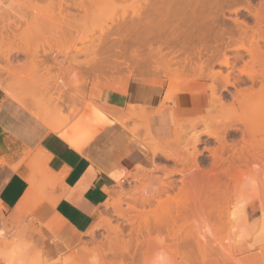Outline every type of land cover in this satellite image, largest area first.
<instances>
[{"label": "rangeland", "instance_id": "1", "mask_svg": "<svg viewBox=\"0 0 264 264\" xmlns=\"http://www.w3.org/2000/svg\"><path fill=\"white\" fill-rule=\"evenodd\" d=\"M2 1L4 2L5 0ZM13 1L15 3L14 11L24 13L27 19H25V23L20 25V29L15 31L16 33L14 32V35L7 36L9 37L8 40H5L4 34L0 37V83L4 82L6 85H14L15 83H27L29 80L30 83H41L40 85L43 87L40 95H36L38 96L36 98L35 92L37 90L33 92L34 95L32 94L38 101H42L41 103H38L34 97H32L33 99L31 98L30 92H32V89L22 88L25 90L23 91L19 88L21 93H19L18 89H15V94L26 101V107L28 106L27 109L30 113L35 110L36 105H41L52 115L53 121H51L53 123L60 122L61 126L64 125L66 127L74 123H91L95 116H100V113L101 115L106 113L122 114L123 112L115 107L107 106L108 104H105L103 96L104 93L108 92L124 93L130 81H134L135 86L139 87L138 95L140 98L149 103L155 100L157 91V87L153 86L151 82L152 80L154 84H164L169 95L173 93L172 96L167 94L169 99L171 97V100H166L172 106L175 105L172 97L178 95L188 98L183 106L187 109L184 111L185 115L177 118L179 122L183 120L181 123L183 131H179L182 133L179 134V141L176 142L174 137V130L176 125H178L177 123H179L176 119L171 137L161 140V144H164L163 150L165 152L157 153L152 159V168L150 170L153 171L154 169L155 177L160 178L163 171L175 168V161L168 155L172 151L175 153L179 152L180 150L178 149L184 147L182 141L183 143L184 141L186 142L192 133H201L208 125V128H213V124L214 126L215 123L218 124L217 122L219 120L222 121L224 116L235 120L239 117L242 120L240 116L243 114L245 120L248 122L253 120L251 125H254L256 123L254 121L255 115L257 116V112H260L259 110L262 111L264 109V92L261 91L260 86V88L257 85L253 86L250 92L242 96L250 98H243L246 102L249 99L248 102L250 103L247 102L246 105L249 104L250 108L255 107L256 100L263 99V103H260L262 101L256 103L254 110L257 111H251L248 106L249 109H246L247 107L245 109L242 108V111L238 110L236 114L230 110L237 108V104L244 100L239 97V101L233 103L229 93L234 92L233 89L227 88V91L221 89L224 84L222 83V78L226 76L233 80L236 77H256L257 75L259 77L260 71L264 73L261 65L258 66L256 62H254L255 64L248 63L250 58L247 51H240L244 60L232 65L234 66L233 70L231 67L220 69L216 62L222 61L223 57H215L216 59L211 62L214 65L213 68L210 69V66L205 68L203 73L201 71L202 77H200L195 72L197 70L195 64H199V60L196 59L195 62L193 60L195 58H193L190 61L191 63L188 62L185 65L184 61H182L185 55H181V52L172 55V48L168 47L171 43L167 46L170 50L162 45L165 39H169L173 30H176V32L183 31L184 38L188 37L190 32H193L202 41L204 39L209 42V45L215 46L214 44L216 43L217 45L222 44V41L226 43L228 36L225 32L228 30L232 40H237L236 45L240 44L239 41H241L247 46V50L252 51L253 49L254 51V47H250L247 41L257 39L259 27L264 29V21L260 26L255 24L254 19L245 10L247 7L245 0H236V2L232 0L235 3L231 1V4L220 7L201 3L198 6L193 5L187 8L171 7L168 9L165 7L160 8L159 6L147 8L143 2L144 0H72L74 5L70 3V0L69 3H67L68 0H65V4H70L69 10L66 8H64L65 11L63 10L64 13L66 12L65 15H63V12V14L58 12L57 6H53L56 5L55 3L58 0ZM50 4L53 6L52 8ZM251 6L256 9L259 8L260 12L264 13V7L258 3V0H253ZM81 7L82 9H79ZM55 8L57 11H55ZM37 12L39 17L42 16L36 21L33 16H37ZM47 12H51V15L47 14L49 18H47ZM234 12H236V15L233 14ZM70 14L72 23L68 24V22H65L68 20L65 19L64 24L61 20L64 17L68 18ZM158 14H160L159 18H164L166 23H171L173 29L166 27L161 31L159 27L155 28V25H149L148 22L153 21L154 17L157 19ZM57 16H59L58 19H56ZM41 18L44 19L41 20ZM70 18H68L69 21ZM50 20L51 23L49 22ZM56 20L57 24L58 20H60L63 25L59 23L64 29L55 26ZM191 22L194 25H191ZM13 23L11 21L8 25L11 26ZM184 25L185 28L183 27ZM65 26H68L67 28L69 29H65ZM218 34H221L222 38L218 37ZM3 37L4 40H2ZM160 42H162L161 45L163 47L158 52L156 48L160 45ZM225 43L221 45V51L226 47ZM262 45V42H260V46ZM229 48L231 51L227 52V56L231 57L235 47L231 44ZM262 49L264 50V47H261V53L257 54L262 56L264 54ZM11 54H15V57L11 56L12 70L7 72L9 74H3L5 72L2 69L6 66V59ZM99 60H102V62ZM171 61L175 62V64L171 63ZM95 62L99 65H96ZM31 63L36 65L38 63L40 69L36 71L33 68L35 71H30L32 70L30 69ZM192 64L196 69L194 70L193 68L194 71L189 69ZM103 65L106 68H103ZM131 67H134V69L132 70ZM210 71L217 74L216 80L212 79L214 74ZM240 71L243 72L240 73ZM206 74L210 78L205 76ZM24 78L27 80L25 81ZM146 84H151L152 86H147ZM122 86L124 87L123 89ZM249 86L239 89L244 91ZM262 87L263 90L264 85ZM211 89L215 91L213 92L214 95H212ZM262 94L263 97L258 98ZM252 95H255L253 97L255 100ZM0 97L8 98L1 89ZM128 108L130 110L127 109L125 112L129 115L135 111L133 109L139 112L137 107L130 106ZM110 109L114 113H111ZM139 109L142 110L143 108ZM245 110L252 113L246 112V115L245 112L243 113ZM94 112L99 114L94 116ZM239 112L240 116H238ZM144 113L146 117H141L144 118L143 121L137 119L138 117L135 115L137 113H133L134 120L129 121L130 124L125 122L121 125L138 141L147 140L146 128L150 129L155 138L159 135L150 128V113L145 111ZM140 114L141 111L139 112ZM262 115L264 114L262 113ZM135 116L137 117L136 119ZM210 116L211 118L213 117V120L209 119ZM248 116L252 120L248 119ZM145 118L148 120L145 121ZM200 118L203 119L201 120ZM184 123L185 125H183ZM192 124L193 126L197 125L192 127ZM186 125L188 128H185ZM164 135L166 136V134ZM229 138L228 141H235L234 139L238 137L232 136ZM206 139L204 138L203 140ZM255 139H252L251 142L255 147H259L261 140L264 138L259 137L256 141ZM209 144L214 148V143ZM176 145L182 147L179 148ZM203 148V145L199 146L200 150H203ZM204 157L207 159L206 152H204ZM207 163L202 164L204 175L194 185V194L196 193L197 195L195 207L197 212L200 213V218L198 221L196 220V225V222L194 225L192 224L194 220L189 218V215L172 220L171 218H165L163 211L157 215L156 213L159 212L157 211L155 212L157 216L152 214L154 218L152 216L149 219L150 234L146 232L143 228V223L140 222L139 227L134 225L133 228L123 229L121 236L118 238H113L114 236H112L104 223L106 219L112 217L113 211L103 205L98 209L96 220L90 228L91 231H94L92 238L88 234H74L66 230L65 226L51 214L52 208L48 206V202L54 200L53 191L51 187H48V182L44 180V172L38 171L36 172L37 175H35L36 181L31 193L34 197L32 205H26L25 209L15 217L14 222L5 223L13 214L14 209L3 210L0 206V264H264V218L262 220L259 217L260 209L257 201L254 203L253 212H250V218L247 222L249 233L247 240L235 239V229L227 237L222 234L216 238V234L207 233V226L219 228L222 226V220L215 209H218L221 201L223 202L226 193L236 186L234 180L232 182L225 179L219 170L209 172L210 167L207 166ZM235 171L238 173L235 179L239 183L247 181L252 186V192H258L260 195L263 193L258 177H262L264 182V161L262 165L255 167L245 168L239 166ZM135 172L133 170L124 182L111 189L124 192L134 190L138 186L133 177ZM39 179L43 182H39ZM224 190H227V192H224ZM173 194L170 196L172 198L175 197V199L172 202L168 201L171 205L167 204L174 212L177 201L185 198L189 200L190 197L185 190L177 197L175 195L176 192ZM43 205L47 206L45 216L44 218H39L38 211ZM167 208L169 209V207ZM233 209L238 210L235 206ZM233 209L230 208V210ZM154 221H158L157 224ZM195 226L197 229L194 228ZM212 227H209V229H214L215 233H217V229ZM201 230L203 234L206 233L203 240L204 244L197 240V233H201ZM226 243L231 245L232 249L230 251H227L226 247H222ZM222 252H231V259L228 260L227 256H221ZM121 260H124V262H120Z\"/></svg>", "mask_w": 264, "mask_h": 264}, {"label": "bare ground", "instance_id": "2", "mask_svg": "<svg viewBox=\"0 0 264 264\" xmlns=\"http://www.w3.org/2000/svg\"><path fill=\"white\" fill-rule=\"evenodd\" d=\"M64 1L65 0H58L55 3L56 5H53V6H57L56 8L58 9L59 13H62V12L64 13V11H65L64 8L69 10L68 7L70 4H67V3H69V0L66 4L64 3ZM70 1H71L70 3L73 4L72 0H70ZM231 1L232 0H144L143 2L145 3V7H147V8L159 6L160 8L165 7L166 9H168L171 7L187 8V7H190L193 5L194 6L201 5V3L202 4L203 3L211 4V5H214L215 7H220L222 5H229L234 1L236 2V0H234L232 2ZM252 1L253 0H251V1L245 0V2L247 3V7L245 8V10L254 19L255 24L257 26H260L262 24V22L264 21V13H261L259 8L258 9L253 8L251 6ZM57 2H58V5H57ZM74 3H75V1H74ZM258 3L264 7V0H258ZM62 4H64L65 6ZM50 6H51V4H50ZM53 6H51V8ZM79 7H80V4H79ZM14 8H15V3L13 0H5L4 2L2 0H0V37H1V35L4 34L5 40H8L10 35H14V32L18 31L20 29V25L25 23L26 22L25 19H27V18H25L24 13L15 12ZM56 8H55V11H57ZM79 9H82V7ZM155 12H159V11H155ZM65 13L63 15H65ZM35 14H36V12H35ZM38 14L39 13L37 12V16L35 15L36 18H34L35 16H33V19L36 21L39 20V18L42 16L41 15L39 17ZM47 14L51 15V12L50 13L47 12L46 15ZM71 14L69 15L68 18H70ZM233 14L236 15V12H234ZM55 16H56V12H55ZM30 17H32V16H30ZM159 17H160V14H158L157 19H155V17H154L152 19L153 21H149L148 24L149 25H155V28L159 27V29L161 31L164 30L166 27L173 29V26L171 25V23L168 24V23H166V21H164V18L162 19ZM47 18H49V16ZM50 18H51V16H50ZM58 18H59V16H57L56 19H58ZM68 18L64 17V19H62L61 21L64 24H65V22H68V24H71L72 23L71 18H70V21ZM43 19L41 18V20H43ZM65 19L68 21H65ZM11 21H13L14 23L11 26H9L8 24ZM58 21L60 22V20H58ZM49 22L51 23V20ZM59 22L57 24V20H56L55 26L56 27L58 26L59 28H63L60 25L61 22L60 23ZM52 23L54 24V22H52ZM164 23H166V24H164ZM68 24H66V25H68ZM191 25H194V24L191 22ZM53 27H51V28L53 29ZM67 27L65 26V29ZM183 27L185 28V25ZM59 28H57V30H59ZM67 29H69V28H67ZM53 30L56 31L55 29H53ZM182 32L183 31L176 32V30H173V33L171 34L169 39H167V40L165 39L163 44H162V42H160V45L156 49L158 52H160V49L163 47L162 45L167 47L168 44L170 45V43H171V45L168 47L172 48V50H171L172 55L177 54V52L178 53L181 52V55H183V56L185 55V58L182 60V61H184L185 65L188 62L191 63L190 61L193 58H195V59H193L194 61L196 59L199 60V64H195L196 69L199 70L198 72L194 68L193 64L191 65L192 66L191 68H189V67L188 68L192 69V70L194 68V70H196L195 72L200 77H202V73L204 72L203 70L205 68H208L209 66H210V69L213 68L214 65H212L211 62H213L214 59H216L215 57H218V58L220 56L223 57L222 61L216 62L217 65L220 67V69H222V68L227 69L228 67H231V69L233 70L234 66H232V65H236L237 63H240L244 60L243 54H241V52H240L241 50L247 51L249 58H250V62H248V63L256 62V64H258V66L261 65L264 69V54L262 56L257 54V53H261V51H260L261 47H264V29L261 27H259L257 39L247 41L249 43L250 47L251 46L254 47V51L252 49L253 52L247 50V46L244 45L243 43H241V41H239L240 44L238 43V45H236L237 40H232V38H231L232 36L230 33H228V30H226V32H225V34L228 36L226 39L227 40L226 43L222 41L221 42L222 44L217 45V43H216V44H214L215 46L209 45V42L204 40V39L202 41V39L199 36H196L193 32H190V35L188 37L184 38V34ZM220 35L218 34V37L222 38V35L221 36ZM7 36H9V37H7ZM4 37H3V39L2 38L1 39L4 40ZM260 42H262V44H263L262 46H260ZM223 43H225L224 45H226V47L223 49V51H221L222 49L220 47H221V45H223ZM231 44L234 45L235 48H233L234 52H233L232 56L229 57V56H227V52L231 51V49L229 48ZM176 47H178V48H176ZM212 50H214V51H212ZM262 52L264 53L263 49H262ZM11 56L15 57V54L14 55L11 54L6 59V66L2 69V71L5 72L3 74H6L9 70H12L13 66L11 65V63H12ZM53 57H54V55H53ZM203 58H205V59H203ZM202 59H203V61H202ZM13 60H14V58H13ZM231 60H232V62H230ZM99 61L102 62V60H99ZM171 63L175 64V62H172V61H171ZM97 64L98 63H96V65ZM107 64H109V63H107ZM32 65H33V67H32ZM32 65L30 68L32 70H30V71H33L34 69L37 71L38 69H40L38 63H37L38 66L35 63H33ZM42 65H43V63H42ZM104 67L106 68V66L103 65V68ZM180 67H182V66H180ZM133 69H134V67L132 68V70ZM158 69L160 70L159 67H158ZM192 70H191V72H192ZM201 71H202V73H201ZM11 72H10V74H11ZM210 72L212 73L213 71H210ZM242 72L240 71V73H242ZM261 72L262 71H260L259 77H257L258 75L257 76L255 75L256 77H254V76H246L245 78L236 77V78H233V80L231 78H228V76H226V77L222 78L223 79L222 83H224V84L222 85L221 89H223L225 91H227V88L233 89L234 92H229L231 94L230 95L231 98L233 99V103H236V101H239V97H241L242 100L249 98V97H242V96H244V95H246V93L250 92L252 90V87L255 85H257L258 88L261 87V91L264 92V89L262 90V88H263L262 86L264 85V73H261ZM263 72H264V70H263ZM196 73H195V76H196ZM7 74H9V73H7ZM212 74H214V73H212ZM219 74H220V72H219ZM22 75H24V74H22ZM35 75H37V74H35ZM131 75H133V74H131ZM192 75L194 76L193 72H192ZM252 75H254V74H252ZM205 76H208V75L206 74ZM208 77L210 78V76H208ZM18 78H20V77H18ZM216 78H217V74L212 75L213 80H216ZM24 79H22V80H24ZM26 80L27 79H25V81ZM151 82L154 84L153 80ZM34 83L35 82L30 83V80H29V81H27V83L23 82V84H21V83L16 84L15 83L14 85L13 84L6 85L3 82L2 84L0 83V89L8 96V98L15 100L17 103H19L20 106H23L24 109L25 108L27 109L28 106L26 107V101L23 98H21L20 96H17L15 94V89H18L19 93H21L19 88H21V89L27 88L29 90L32 89L31 90L32 92H30L31 98L34 97V99H36L40 95V92H42L41 88L43 86L41 87V85H40L41 83L40 84H37V83L34 84ZM3 84H5V85H3ZM49 85L50 84L48 82V86ZM247 85L248 86L250 85V86L248 88L244 89V91L239 89L242 87L243 88L247 87ZM123 88L124 87L122 86V89ZM23 91H25V90H23ZM34 91H36L35 96L38 95V96H36V98H35V96H32ZM190 91H192V90H190ZM211 92H212V95H214L213 92H215V91L213 89H211ZM37 93H39V94H37ZM167 94L169 95V93H167V91H166V95L164 97V102L169 99ZM172 95H173V93H170L169 96H172ZM253 97H255V95L254 96L252 95V98ZM261 97H263V94L258 98H261ZM252 98H251V100H252ZM169 100H171V97ZM248 100H247V102H248ZM256 101L257 102L262 101L260 103H263V99L256 100ZM37 102L41 103L42 101L37 100ZM247 102L245 100L243 102L240 101L239 104H237L238 107L231 109L230 111H232L236 114L238 110L242 111V108L245 109V107H247L246 109H249L250 106H249V104L246 105ZM248 103H250V102H248ZM256 103H255V107L253 106L250 108V110L253 112L257 111V110L256 111L254 110L256 108ZM252 104L254 105L253 101H252ZM248 106H249V108H248ZM128 109L130 110V108H128ZM133 110L136 111V109H133ZM137 110L139 112L141 111V114H140L141 116L139 115V112H137V111L132 112V110H131V112H132V114L137 113L135 115L138 118L135 116V119L137 118L138 120L141 119V121H143L144 118H141V117L145 116V113H144L145 109L141 110V109L137 108ZM263 110L262 111L259 110L261 113L257 112L258 113V114L256 113L257 116L255 114H251V115H255L254 121L256 122L255 123L256 125L255 124L251 125V124H253L252 123L253 120L251 118H249V116H248V119H250L252 121H250V120H249L250 122L246 121L243 114H241V116H240V112H239L238 116H240L242 118V120L239 119V117H237L236 118L237 120H235L234 118L224 116V117H222L223 118L222 121L219 120V122H217L218 124L215 123V126L213 124V128H208L209 125L207 124L208 126H206V129L204 128V130L201 133H192L190 135V137L187 138L188 142L184 141V143H185L184 144L182 141V144L184 145V147L176 145L179 148L182 147V149L181 148L178 149V150H180L179 152L175 153L174 151H172L171 153H169L168 156L171 157L173 161H175L176 166H175V168L173 167V169L170 168L172 171L170 169H168L169 171L168 170L163 171L160 178L155 177L156 174L154 175V172H153L154 169H153V171H151L150 169L152 168L153 157L155 155H157V153L161 154V152L162 153L165 152V150H163L164 144L162 145L161 144L162 141L161 140L159 141L158 139H156L150 133V130L148 128H146L145 131H146L147 140H145V139L142 141L137 140L139 145L142 147V149L147 154L146 160L141 165H139L138 167H136L134 169V171H136V172L134 173L133 177L136 180V183H138V186L135 187L134 190L129 191V192H124L122 190L116 191V190H112V189H108L105 191L107 198H106V201L104 202L103 206H106L107 209L111 208V210L113 211L112 212L113 215L109 219H106L104 221V223L108 227V229L110 230L109 232L112 234V236H114L113 238L120 237L122 232H123V229L133 228L134 225H137V227H139L141 224L140 222L143 223V228L146 230V232L148 234H150L151 232L149 230V226H150L149 219L153 216L152 214H154V216H157L161 211H163L165 218H167V219L171 218L172 220H175L177 218H182V216L184 217L185 215H187V216L189 215L188 217L192 218L194 220V222H192V224L194 225L196 220L198 221V219L200 218V213L197 212L196 207H195V199L197 198V195H196V193L194 194V185H196L204 175L202 164H205L206 162H208L207 166L210 167L209 172H214L215 170H219L225 179L232 181V182L234 180L236 182V186H234L233 189H230L229 192H227V190H224V192H227L226 197L223 199V202L221 201L222 203L220 202L221 205L219 204L218 209H215L216 213L219 215V217L222 220V223H223L222 226L220 228L214 227V226L213 227L209 226V227L217 229L216 230L217 233H215L214 229L210 230L208 226L206 227V231L209 234H210V232L213 233V235L216 234V238H218L222 234L227 237V235L234 232V229H235L236 230V234H234L235 239L247 240L249 237L247 222L249 221V218H250V212H253L252 208L254 207L255 201H257L259 203V205H258L259 209H260L259 217L262 220L264 218V182L262 180V177H258V182L262 186V192L263 193L261 195L258 192H252V190H251L252 186H250L247 181H244L245 183H239L235 179V177L238 175L237 171H235V170L238 169L239 166H243L245 168H248L250 166L255 167V166H259V165L263 164V161H264V139L261 140L259 147L258 146L255 147L253 145V143L251 142V140L255 139V138L256 139L259 137L264 138V115H262V113L264 114ZM251 111L245 110V111H243V113L245 112V114H246V112H251ZM105 112H107V111H105ZM110 112L114 113V111L112 112V110ZM121 112H123V111L121 110ZM121 112H119V113H121ZM31 113L37 119H39L41 122L45 123L53 133L61 136L70 145H72L75 148L80 146L91 135H93V133L96 132L97 129L104 126L105 124H108L110 122H117V123L123 125L125 122L129 123V121L134 120L133 119L134 114L129 115V114H127V112H123L122 114H115V113L114 114H108V113H106L105 115L104 114L101 115V113H100V116L97 115V114H99L98 112H97V114L94 112L95 113L94 116L97 115V117L96 116H95V118L93 117L94 119L92 120V122L91 123L89 122V124H92L93 126L88 125V126H90L89 130L87 131V129H88L87 128V129H85L86 131L84 130L85 131L84 134H79L76 131L77 128L74 127V125L76 126L77 123L72 124L73 125L72 128H71V125L70 126L67 125L69 127H66L64 125L61 126L60 122L59 123L58 122L53 123L52 122L53 121L52 115L49 113L48 110L46 111L41 105L40 106L36 105L35 110H33V112H31ZM235 114H233V115H235ZM248 114H250V113H248ZM259 114H261V115H259ZM243 118H244V120H243ZM252 118H254V116H252ZM200 119L202 120L203 118H200ZM209 119L213 120V117L211 118V116H210ZM215 119L218 121L217 118H215ZM146 120H148V119L145 118V121ZM177 121L179 122L178 119H177ZM182 122H183V120H181V122L177 123L178 125H176V129L174 130V137H175L176 142L179 141V134H182L179 132L180 130L183 129V127L181 125ZM84 123L85 122H83V124ZM193 123H195V122H193ZM79 124L78 125L81 126V123H79ZM190 124H191V122H190ZM183 125H185V123ZM195 125H197V124H195ZM79 126H78V128H80ZM194 126L192 124V127H194ZM82 127H83V125H82ZM186 127H187V125L185 126V128ZM84 128H85V126H84ZM80 130H81V128H80ZM84 131H82V132H84ZM232 136H237L238 138L234 139L235 141H233V140L228 141V138L232 137ZM204 138H207V139L203 140ZM256 139H255V141H256ZM173 143H175V142H173ZM209 143H214V148L211 147V144H209ZM200 145H203V147H204L203 150L199 149ZM167 149H168V147H167ZM204 152L207 153V159H205V157H204ZM165 154H167V153H165ZM166 158H167V155H166ZM39 161H41V160L39 159ZM161 170H159V171H161ZM43 177L45 178L44 174H43ZM27 181L29 184V190H28L27 194L18 203V205L14 208L13 214L5 221V223H7V224L14 222L15 217H17L25 209V207L27 205L26 200L28 199L30 194L33 192V186L35 184L36 178L29 176V177H27ZM12 182H13V180H12ZM19 186H21V185H19ZM184 190L186 191V194L190 198H189V200L187 198H185V199L177 201L176 205L174 207L175 211L173 212L172 209L170 208V206H168V204L171 205V203H169V202H172L173 199H175V197L172 198L170 195H172L173 193L176 192L175 195L177 197ZM102 197H104V196L102 195ZM102 197H101V199H102ZM234 206L237 207L238 210H234L233 209ZM167 207H169V209ZM230 208H232L233 210H230ZM157 211H159V212H157ZM155 212H157L156 213L157 215H155ZM154 216L152 218H154ZM172 216H174V217H172ZM157 222L158 221H154L155 224H157ZM160 222H162V221H160ZM196 224H197V222L195 223V225ZM194 228H196V226ZM203 228H205V227H203ZM0 232H1V230H0ZM200 232L201 233H197L198 234L197 240L200 243L201 242L203 243V240L205 239L206 233L203 234L202 230ZM84 234H88V236H90L92 238L94 235V231H91L89 229ZM0 235H1V233H0ZM222 247H226L227 251H230L232 249L231 245H229L228 243L223 244ZM221 256H223V257L227 256V259L230 260L231 259V252H226V253L222 252ZM120 262H124V260H121ZM127 263H128V261H127Z\"/></svg>", "mask_w": 264, "mask_h": 264}, {"label": "crops", "instance_id": "3", "mask_svg": "<svg viewBox=\"0 0 264 264\" xmlns=\"http://www.w3.org/2000/svg\"><path fill=\"white\" fill-rule=\"evenodd\" d=\"M134 83L130 81L124 93H104L105 104L123 112L129 106L145 109L151 114L150 128L159 134L156 139L170 138L176 119L185 115L187 109L183 106L188 98L176 95L172 97L175 102L172 106L164 102L166 86L153 84L157 87L156 96L149 103L140 98L139 87ZM77 125H74L76 131L84 134L92 124H79L84 132ZM146 158L138 141L117 122L100 127L75 148L15 100L0 97V205L3 210H13L29 190L27 177L36 178V172L42 171L54 195L55 201L48 202L51 214L70 233L84 234L106 201L105 191L124 182ZM33 199L30 194L27 205H32ZM46 208L45 205L39 208V218H44Z\"/></svg>", "mask_w": 264, "mask_h": 264}]
</instances>
